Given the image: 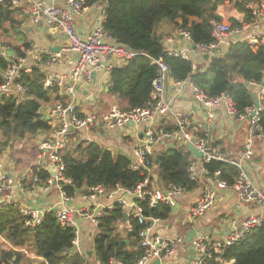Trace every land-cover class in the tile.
Here are the masks:
<instances>
[{"label":"built area","instance_id":"obj_1","mask_svg":"<svg viewBox=\"0 0 264 264\" xmlns=\"http://www.w3.org/2000/svg\"><path fill=\"white\" fill-rule=\"evenodd\" d=\"M7 0H0V3ZM13 7H19L23 14L29 18L32 25L45 24L49 29L59 31L66 38V45L61 52L54 53L47 48H26L20 47L24 56L15 53L9 46L0 47V57H5L8 61L7 69L0 74L4 81L0 84V101L6 98L14 97L21 100L26 95V88L22 82V73H29L43 61V56L48 55L49 66H56L61 58L68 54L76 56L72 61V67L65 73H48L44 84L46 87H58L63 89L64 93L70 97L67 103L58 102L52 108V114L58 120V126L52 134V140L48 143H42L38 154L35 169L31 167L27 174H24L21 180H28V187L31 191L38 188L47 192L52 186H56L61 191V205H56L47 212H53L57 220L66 227L75 230L76 238L74 245L79 244L80 230L76 223L75 215L79 214L85 219H90L97 227L100 218L106 211L114 208L116 204L121 205L126 215L125 222L128 229H132L130 220H138L144 227L139 231V243L143 248V254L136 264H152L156 259L160 264H202L205 257L210 256L212 252L222 253L227 247L240 241L253 228L260 227L264 222V217L260 215H249L245 219L238 231L228 234L223 240L211 242L208 236L201 232H196L194 238L189 243L192 251V257L185 263L174 262L179 247L186 243L185 235H176L173 238H164L157 234L154 229L157 225L164 222L158 217L145 215L144 208L140 201H147L150 207H156L160 203H165L171 208V213L178 205V200L187 191L175 184H169L160 187L158 181V167L154 157L157 156L156 146L170 143L171 145H181L186 142L191 143L203 154L202 159L193 156L190 161L188 172L191 178L200 182L207 170L205 164L211 161L229 162L238 168L239 175L236 181L229 185L226 181L219 178L220 172L217 171L212 177L213 184L206 185L186 212L184 225L204 216L217 201V189L232 187L237 193L241 204L257 203L264 208V188L259 186L248 172L245 161L252 160L256 154V141L264 134L261 125V111L264 109V79L261 83L251 82V90L258 95L260 107L255 105L245 109L240 113L236 108L233 97L223 92L215 97L208 95L205 91L194 85L191 80L175 81L178 86L188 82L193 90V98L204 110L208 122H211L220 109L232 118L243 122H248L247 132L243 148L237 154L235 159L227 157L219 148L211 142L210 129L202 128V134L194 135L190 129V122L180 112L176 111L170 99L167 97V83L171 77L170 66L163 58H154L145 52H136L127 46L116 42L106 31L105 21L107 19L106 6L101 10L99 20L95 26L85 34H80L76 27L77 18L90 10V5L86 0H8ZM225 3L243 4L250 15V20L241 28L232 26L227 22H213V41L208 45H195L192 43L189 30L178 28L177 35L189 41L196 49L200 50L209 57L215 58L221 56L227 51L231 44L238 39L236 35H241V40H248L251 43L261 42L264 44V0H222ZM253 30V32H245ZM170 41H163L165 49L184 60L192 62L193 70L196 69V63L191 56V49L184 48L180 50L169 47ZM144 55L150 59V62L157 66L158 71L155 79L152 81V102L146 108H137L133 110H123L117 105H112L106 112L98 113L88 111L85 114L78 113L76 98V86L82 82H93V73L101 71L110 73L114 67L125 65L130 59L137 55ZM33 59L29 64L28 60ZM169 119L173 120L174 129L168 131L165 123ZM129 122L136 126L143 125L145 128L142 137L135 149L134 158L131 159V168L141 171L146 178L138 184L133 190H124L117 188L108 193L105 187L97 185L88 189L86 197L92 201L105 196L109 203H97L93 210L88 207L75 209L66 205L70 201L63 190L62 182H65L63 171L65 165L61 156V151L66 145V137L74 130H90L103 125L105 129L112 131L123 127ZM48 164H53L56 168V174H50V177L43 181L35 170L46 169ZM29 174V176H28ZM15 182L7 174L4 161V153L0 152V195L2 196L0 206L2 209L14 205V196L16 195ZM122 192L121 195H117ZM1 209V208H0ZM23 215L28 216L27 224L34 227L43 220L44 211L39 209L24 208L21 210ZM117 264H124L116 261ZM101 264V263H100Z\"/></svg>","mask_w":264,"mask_h":264},{"label":"trees","instance_id":"obj_2","mask_svg":"<svg viewBox=\"0 0 264 264\" xmlns=\"http://www.w3.org/2000/svg\"><path fill=\"white\" fill-rule=\"evenodd\" d=\"M86 1L88 5H93L101 0ZM105 1L108 4L105 28L116 42L133 51L163 58L170 66V74L175 80H191L212 97L223 92L229 93L240 113L254 105L253 90L249 83H261L264 79V44L237 40L221 56L211 58L204 71H194L191 61L175 57L165 49L164 37L158 33L159 24L167 21L176 28L189 30L193 44L208 45L214 39L213 22H220L227 15L224 1ZM233 6L243 11L245 17L242 21L233 16L227 19L232 26L241 28L243 22L250 20V15L243 4L236 3ZM22 14L21 9L13 7L8 0L0 3V37L7 35L10 30L17 33V29L25 23ZM3 46L0 44V47ZM23 46L31 48V43L25 42ZM12 49L16 54L24 56L19 45ZM48 58V55H44L43 61ZM7 67V59L0 57V70L4 72ZM157 71V66L148 57L137 55L125 65L111 70L108 93L116 97L123 110L146 108L152 102V81ZM21 77L28 99L19 102L10 97L0 101V130L6 139L3 147L9 146L13 140L51 130V125L42 117L40 109L43 103H49L52 99H65L59 95L58 87L45 86L46 75L39 65L29 73L23 72ZM3 81V75L0 74V84ZM245 82H248V86H245ZM261 125L264 130V109L261 111ZM75 134L76 131L72 133L73 136ZM61 156L65 165V182H62V186L69 197L78 192L88 194V189L97 185L105 187L108 193L117 188L133 190L146 178L141 171L131 168L129 157L115 155L95 143L73 140L61 151ZM192 158L193 155L187 148L179 144L157 152L155 163L159 183L164 186L175 184L186 191L197 188L199 182L193 180L188 172ZM205 168L211 178L219 171V178L229 185L239 175L238 168L229 162L211 161L205 164ZM35 172L43 181L50 177L47 170ZM139 203L147 216L167 220L171 215V208L165 203L156 207H150L147 201ZM124 216L121 205L116 204L100 218L99 233L94 244L101 264H112L114 261L136 264L143 254L138 234L144 226L138 220L131 219L132 229L120 230V225L127 224ZM28 220L29 217L23 215L15 205L0 209V238L3 237L14 248L32 243L36 254L48 264H85L80 254L69 252L74 247L75 230L62 225L53 212H46L42 222L34 227L27 224ZM121 232H125L126 236ZM126 238L130 240L129 244ZM18 256L16 249L3 248L0 250V264H16ZM202 264H264V222L240 241L227 247L224 254L212 252Z\"/></svg>","mask_w":264,"mask_h":264},{"label":"crops","instance_id":"obj_3","mask_svg":"<svg viewBox=\"0 0 264 264\" xmlns=\"http://www.w3.org/2000/svg\"><path fill=\"white\" fill-rule=\"evenodd\" d=\"M105 0H101L91 5L90 10L80 15L76 20V27L80 34H85L90 31L97 21L101 10L105 5ZM227 5V15L221 20L222 22H230L227 18L233 16L240 21L245 17L243 11H239L233 5L235 3H225ZM17 15V14H16ZM24 15V14H22ZM25 23L21 27L24 33H27L29 38L37 44H31V48L41 47L47 48H60L65 47L66 38L57 30L49 29L47 25L40 24L38 26L32 25L29 18L24 15ZM231 24V23H229ZM246 22H243V25ZM29 29L28 31L26 29ZM177 30L174 25L167 21L161 22L158 26V33L162 35L163 41H170L169 47L172 49L180 50L184 48L191 49V56L193 61L196 63V69L204 71L208 66L212 57L205 58L203 52L198 49H194L193 44L185 40L181 36L177 35ZM245 32H253L248 30ZM264 32V31H263ZM17 33H21L17 32ZM20 47H25L19 45ZM51 51V50H50ZM54 53H59L55 52ZM49 59V58H48ZM76 59L75 55L68 54L67 58H61L60 63L56 66H49L48 60L39 63V67L42 68L45 75L49 73H65L72 67V61ZM29 64L33 63V59L28 60ZM34 65V67L38 66ZM176 80L171 76L167 83V97L171 100L173 108L188 118L190 122V129L194 135L202 134V128L206 130L210 129L211 142L214 146L219 148L227 157L235 159L239 151L243 148L245 136L247 132L248 122H240L230 117L225 110L222 108L217 111L216 116L211 122H208L207 117L203 108L195 102L193 98V90L191 84L188 82L178 86ZM110 82V73L101 71L96 74L93 82L80 84V90L76 93V106L78 113L85 114L88 111H96L98 113L106 112L107 109L100 108V97L101 93L115 98V96L108 93ZM84 91H88L85 95ZM255 93V92H253ZM59 95L64 96V101L53 100L49 103H43L40 113L44 119H46L51 125V130L47 132H39L34 136H26L22 139H17L15 142V148L8 153L4 152V161L7 174L12 178L17 185L16 195L14 196V205L20 210L24 208L39 209L40 211L47 212L50 208L61 205L62 196L61 191L55 185L50 188L49 191L44 192L40 188L31 191L28 187V180H21L24 174L29 172L31 167H35L40 152L42 143H48L52 140V134L58 126L57 118L51 113L52 108L58 102L67 103L71 99L67 94L64 93L63 89L59 88ZM26 95L18 100L19 102L25 101ZM55 101L51 107V103ZM122 109V108H121ZM145 126L135 124H127L123 127L109 131L105 129L103 125L92 128L90 130H74L76 134L73 136L72 133L66 137V145L71 141H82L88 143H95L107 150H110L113 154H123L129 159L134 158L135 149L142 137V132ZM165 128H174L173 120L169 119L165 123ZM170 143L160 144L156 146V152L162 151L168 147H172ZM64 147V148H65ZM63 148V149H64ZM8 149H10L8 147ZM62 149V150H63ZM192 154V153H191ZM193 155V154H192ZM46 166L47 171L49 168ZM245 166L254 179V181L264 188V134L261 135L256 141V154L252 160L245 161ZM35 169V168H34ZM36 171V170H35ZM50 172V171H49ZM29 176V174H28ZM160 187L164 185L157 183ZM212 178L205 174L198 184V187L187 191L178 200V205L172 211L170 217L164 220L162 224L155 227L154 231L163 236L164 238H173L176 235L186 236L192 228H195L197 232L204 233L208 236L211 242H217L223 240L228 234L238 231L242 222L247 219L249 215H260L264 217V208L257 203L253 204H241L237 193L232 187L218 188L217 189V201L214 207H212L204 216L195 219L192 224L184 225V219L189 206L197 200L200 196L202 189L206 185H212ZM122 192L117 194L121 195ZM87 194L78 192L76 195L71 197L70 201L66 205L79 209L80 207L88 206L92 210L95 209L96 204L109 203V199L105 196L98 198L97 202L92 201L86 197ZM2 196L0 195V204ZM2 209V207L0 206ZM76 223L79 226V244L74 245L73 253L80 254L85 264H100L96 251H95V239L99 233V227H97L90 219H85L79 214L75 215ZM128 229V226L120 225V230ZM123 236H126L125 232H121ZM129 244L130 240L125 239ZM190 244L185 243L179 247L177 255L174 258V262L185 263L192 257V251ZM3 248H13L19 252L18 262L16 264H48L43 258L36 254V249L31 243L26 246L14 248L9 243L0 238V250ZM64 264V263H62ZM112 264H117L114 261Z\"/></svg>","mask_w":264,"mask_h":264},{"label":"rangeland","instance_id":"obj_4","mask_svg":"<svg viewBox=\"0 0 264 264\" xmlns=\"http://www.w3.org/2000/svg\"><path fill=\"white\" fill-rule=\"evenodd\" d=\"M23 18V17H22ZM164 22V21H162ZM230 23V22H228ZM25 42H30L31 44H37L36 42H33L31 38H29L28 34L27 33H14L12 30H10V32L7 34V35H2L0 37V44L1 45H4L3 47H6V46H9L11 49L13 46L15 45H24ZM6 44V45H5ZM100 97H102L101 101H100V108L102 109H107L109 106H111L113 103V105H117L119 106L120 108H122V106L120 105L119 101L115 98H112L111 96H107L106 93H101ZM55 101H53L51 103V107L54 105ZM5 136L2 132V130H0V152L4 153V152H9L10 150L12 151V147L13 149L15 148L14 144L16 141H18L17 139L16 140H13L9 146H5L3 147V143L5 141ZM19 142V141H18ZM8 147L10 149H8Z\"/></svg>","mask_w":264,"mask_h":264},{"label":"water","instance_id":"obj_5","mask_svg":"<svg viewBox=\"0 0 264 264\" xmlns=\"http://www.w3.org/2000/svg\"><path fill=\"white\" fill-rule=\"evenodd\" d=\"M41 25H42V23H41ZM26 30L28 31L29 29L27 28ZM20 31H22V29L21 28H18L17 29V32H20ZM235 39L241 40L242 37H241V35H236ZM194 49H196V46H194ZM50 50L52 52L53 51L59 52L60 51V48H50ZM208 57H209V55H205V58L206 59H208ZM92 76H93V78H95L96 77V73L94 72ZM244 84H245V86H248V82H245ZM76 89L80 90V86L79 85L76 86ZM84 94L87 95L88 94V91H84ZM253 98H254V105H255V107L256 108H259L260 107V103H259L258 95L256 93H253ZM129 124L133 125V122H129ZM180 146L186 147L187 150L190 153H192L195 158H198V159H202L203 158L202 152H200L198 149H196L191 143L186 142L184 144H181ZM156 157L157 156L154 157V160L155 161H156ZM48 170L50 171V174H53V175H55L56 172H57L56 171V168L54 167L53 164H50L49 165ZM125 220H126V215L124 216V221ZM196 232H197V230L195 228H192V230L190 231V233H188V235L186 236V240H185L186 243L189 244L191 242L192 238H194V236L196 235ZM72 251H73L72 249L69 250V252H72ZM222 254H224V251H222ZM152 264H160V260L159 259H156V260H154L152 262Z\"/></svg>","mask_w":264,"mask_h":264},{"label":"bare ground","instance_id":"obj_6","mask_svg":"<svg viewBox=\"0 0 264 264\" xmlns=\"http://www.w3.org/2000/svg\"><path fill=\"white\" fill-rule=\"evenodd\" d=\"M105 2H106V1H105ZM107 5H108V4H107V2H106L104 6H106V7H107ZM90 6H91V5H90ZM105 10H106V8H105Z\"/></svg>","mask_w":264,"mask_h":264}]
</instances>
